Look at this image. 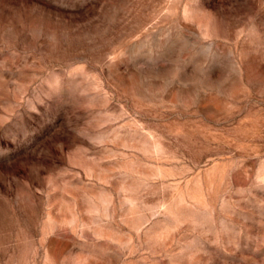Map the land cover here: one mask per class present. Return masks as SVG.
<instances>
[{"label": "rangeland", "instance_id": "obj_1", "mask_svg": "<svg viewBox=\"0 0 264 264\" xmlns=\"http://www.w3.org/2000/svg\"><path fill=\"white\" fill-rule=\"evenodd\" d=\"M0 264H264V0H0Z\"/></svg>", "mask_w": 264, "mask_h": 264}]
</instances>
